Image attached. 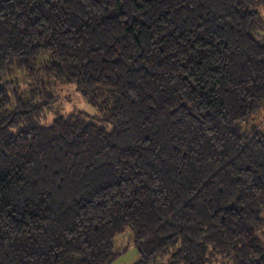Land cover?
Returning <instances> with one entry per match:
<instances>
[{
	"label": "trees",
	"instance_id": "1",
	"mask_svg": "<svg viewBox=\"0 0 264 264\" xmlns=\"http://www.w3.org/2000/svg\"><path fill=\"white\" fill-rule=\"evenodd\" d=\"M262 3L0 0V264H264Z\"/></svg>",
	"mask_w": 264,
	"mask_h": 264
},
{
	"label": "rangeland",
	"instance_id": "2",
	"mask_svg": "<svg viewBox=\"0 0 264 264\" xmlns=\"http://www.w3.org/2000/svg\"><path fill=\"white\" fill-rule=\"evenodd\" d=\"M258 10L264 21V0L263 3L258 7ZM15 70L17 71L15 76L20 80L21 90H28L30 81L22 72H19L18 69ZM54 85L55 93L58 95L60 100L52 105L49 110H46L44 113L45 116L40 119L41 125L49 126L56 118L62 116L65 117L72 113L87 112L90 115L96 114V110L88 104V102L81 96L80 93H78V91H76L74 86H67L59 83ZM261 114V117H263L264 112ZM114 245L115 250L122 251L119 257L111 264H136L141 260L140 253L135 245V234L130 228H128L125 233L115 239ZM221 262L222 259H220L216 264H221Z\"/></svg>",
	"mask_w": 264,
	"mask_h": 264
}]
</instances>
